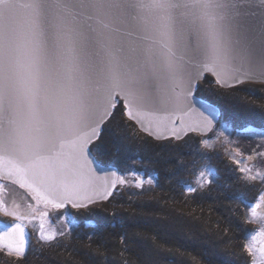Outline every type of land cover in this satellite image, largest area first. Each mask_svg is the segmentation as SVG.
Listing matches in <instances>:
<instances>
[{"label": "snow or ice", "instance_id": "1", "mask_svg": "<svg viewBox=\"0 0 264 264\" xmlns=\"http://www.w3.org/2000/svg\"><path fill=\"white\" fill-rule=\"evenodd\" d=\"M205 72L222 88L264 83V0H0V180L27 188L35 201L23 214L0 200V213L17 221L0 222V252L19 260L40 251L30 247L25 222L38 221L42 244L57 241L64 233L46 228L49 210L87 208L118 187L151 185L131 169L98 176L89 157L100 163L109 152L103 141L91 152L89 145L110 118L124 126L126 117L158 141L210 131L214 112L187 122L179 115L195 111L187 97ZM245 131L264 142V129ZM111 144L121 154L119 140ZM236 156L247 181L264 183V164L253 172L248 163L264 161V150ZM212 176L203 168L196 183L210 185ZM258 199L253 218L264 193ZM246 239L252 264L257 255L264 264V228Z\"/></svg>", "mask_w": 264, "mask_h": 264}, {"label": "trees", "instance_id": "2", "mask_svg": "<svg viewBox=\"0 0 264 264\" xmlns=\"http://www.w3.org/2000/svg\"><path fill=\"white\" fill-rule=\"evenodd\" d=\"M197 96L219 107L222 123L237 134L264 129V86L226 91L208 76ZM120 123L124 126L111 119L91 150L103 141L109 155L102 165L131 169L153 183L118 187L111 202L75 217L78 229L72 236L50 246L36 243L32 248L40 251L24 259L0 252V264H252L245 250L246 236L256 231L249 208L259 202L264 185L247 181L238 170L233 162L238 148L217 145L214 135L158 142L126 117ZM204 139L212 147L198 143ZM113 140L121 144L119 155ZM203 168L213 173V183L201 187L196 173ZM188 186L196 191L189 193Z\"/></svg>", "mask_w": 264, "mask_h": 264}, {"label": "rangeland", "instance_id": "3", "mask_svg": "<svg viewBox=\"0 0 264 264\" xmlns=\"http://www.w3.org/2000/svg\"><path fill=\"white\" fill-rule=\"evenodd\" d=\"M208 76L214 77L211 73L208 74L206 76V78ZM201 85H202V83H201ZM201 85H200V87H201ZM246 85L264 86V84L244 83V84H241L238 87L231 88V89H224L222 87L221 88L223 90L229 91V90L236 89V88H241V87H244V86L246 87ZM198 90L196 91V96H197ZM248 95L250 97L252 96L250 94H248ZM122 103L123 102H121V104ZM119 106L120 105H118L117 108ZM241 132H245V131H241ZM213 135L216 137L215 141H216L217 145H221L224 148H226V147L227 148H231V149L232 148H234V149H237L238 148V151L241 154L240 158L243 157L245 160H247V157L252 153V149L253 148H256L257 151L264 150V142L260 141L258 139V137L254 133L248 132L245 135L244 134H237L236 131L232 127L225 126L222 123V118L220 119V121L218 122L217 126L215 127V129L213 130V132L209 136H213ZM194 136L195 137L196 136L197 137H202L198 133H191L185 139H183L182 141H177V142H184L186 140H189L190 137H192V140H193V137ZM100 139L97 142H99ZM172 139H174V138H172ZM168 140H170V139H168ZM168 140L163 141V142H167ZM97 142H95L93 145H95ZM93 145L91 146V148L93 147ZM257 145H260V147H257ZM248 163H249V165L251 167H252V165L254 166L253 172H255L256 170H258L260 168V166L262 164H264V161H261L260 158H256L255 160H252V161H250ZM4 181L9 182L10 184H12V186H10L11 188H9L7 190L6 188L8 186L7 187L4 186L3 192H0V200H3L4 201L5 207L8 206V209L9 210H12L15 207V208H17L23 214H26L29 211L28 208H27V205L31 204L33 207H35V201L32 199V196L29 197L27 195L28 193H30L28 190H26L24 188H21L20 186H18L16 184H13L10 181H7V180H4ZM256 181L261 182L260 180H256ZM0 184H2V183L0 182ZM14 185L20 187L21 189H23L25 191L23 192V191H21L18 188H14ZM263 185H264V183H263ZM5 189H6V193L4 194ZM263 193H264V191H263ZM115 195H116V193H114L113 197L109 201H107V202H102V203H97V204H94V205H90L87 208L75 209V208H72L71 205H68V206H66L63 209H59V210H49L48 220L51 223L48 224V225H46V228H49L50 227V228L54 229L57 233H61V232L64 233L62 236H59L58 235L57 241H59L60 239H64L66 237H70L78 229V226L75 224V222L74 223L71 222L72 221V217H76L81 212L88 211L89 209L97 208V207H100L103 204H106V203L111 202L112 199L115 198L114 197ZM11 201H12V203H11ZM40 210H43V207L42 206H41V209ZM65 214H70L67 220L64 218ZM249 214L251 215L250 208H249ZM7 217L8 216L3 215V213H0V222L9 221L11 224H14V223L17 222V221L11 222L12 221V219H11L12 217H10V219L7 218ZM251 219H252L251 221L253 223H255V226H254V227H256L255 228L256 229L255 233L258 232L260 228H264V205H262L261 208L257 209V216L255 218H253L251 216ZM27 224H29V226H27L26 224L25 225H26V229H27L28 233L30 234V238H31L30 247L32 248V247H35L34 245L36 243L38 244L40 242L38 240V236H37V233H38V221H33L32 223H27ZM57 241H55L53 243H56ZM40 243H42V242H40ZM257 246L258 247L259 246L261 247V244H258ZM28 254L29 253H26V255H25L24 258H26L28 256ZM11 258H15V257H10V259ZM258 259H259V261L261 259L259 257V255H257L256 260H258Z\"/></svg>", "mask_w": 264, "mask_h": 264}, {"label": "water", "instance_id": "4", "mask_svg": "<svg viewBox=\"0 0 264 264\" xmlns=\"http://www.w3.org/2000/svg\"><path fill=\"white\" fill-rule=\"evenodd\" d=\"M208 74H210V72H205V73H203V75H202V77L198 80V81H196L194 84H193V86H192V92H191V95H189L188 97H187V101H188V105H189V107L191 108V109H194L195 111H193V112H191L190 113V115H184V113H180L179 115L183 118V120L185 121V122H187V121H190V120H197L198 119V113H201V112H203L205 115H209L210 113H212V112H214L215 113V116H216V119H214L213 120V127H212V129L210 130V131H208V132H206V133H204L203 135H201L202 137H208L212 132H213V130L215 129V127L217 126V124H218V122L220 121V119L222 118V112H221V110H220V108L219 107H217V106H215V105H213V104H211V103H209V102H207V101H205V100H202L201 98H199V97H197L196 96V91L199 89V87H200V85H201V83H203L205 80H206V76L208 75ZM212 74V73H211ZM213 75V74H212ZM214 76V75H213ZM215 77V76H214ZM216 78V77H215ZM217 79V78H216ZM245 83H256V84H264V83H259V82H253V81H247V82H245ZM238 86H240V85H237L236 87H238ZM233 88H235V87H233ZM224 89H231V88H224ZM121 102H123L122 100H121ZM118 106V105H117ZM162 115L164 114V113H161ZM111 119V118H110ZM109 119V120H110ZM108 120V121H109ZM108 121H106L102 126H101V133H100V138H101V135L103 134V132H104V126L106 125V123L108 122ZM131 122H133V121H131ZM134 123V122H133ZM135 124V123H134ZM137 127H138V129L141 131V129H140V126L139 125H137V124H135ZM175 126L177 127V129H179L180 128V126H181V120L180 119H176L175 120ZM142 133H144V134H147L146 132H143V131H141ZM189 134H191V133H188V135ZM188 135H186V136H184L183 137V139H185ZM153 138V137H152ZM154 139V138H153ZM170 139H172V138H170ZM182 139V140H183ZM99 139H97V140H95V141H93V143L92 144H90L89 145V151L91 152V146L95 143V142H97ZM154 140H156V139H154ZM168 140V139H167ZM182 140H179V141H182ZM156 141H158V140H156ZM163 141H166V140H159L158 142H163ZM90 159H92L93 160V163H92V167L94 168V169H96V174L98 175V176H105V175H107L109 172H111V171H118V172H120L117 168H115V167H111V166H104V165H102L101 163H97L96 162V159L95 158H93V157H89ZM4 180H7V181H10V180H8V179H4ZM11 182V181H10ZM16 185H18L19 186V184H16ZM24 189H26V190H28L27 188H24ZM114 195V194H113ZM113 197V196H112ZM112 197H110L109 198V200L112 198ZM108 200V201H109ZM102 202H107V201H101V202H98V203H102ZM95 204H97V203H95ZM91 205H94V204H91ZM90 206V205H89ZM25 232L28 234V240H29V244L31 243V238H30V234L28 233V231H27V229H26V226H25ZM258 245V244H257Z\"/></svg>", "mask_w": 264, "mask_h": 264}, {"label": "flooded vegetation", "instance_id": "5", "mask_svg": "<svg viewBox=\"0 0 264 264\" xmlns=\"http://www.w3.org/2000/svg\"><path fill=\"white\" fill-rule=\"evenodd\" d=\"M0 182L5 186V187H7L6 189L8 190L9 188H11L10 186H12V184H10L9 182H6V181H4V180H0ZM14 188H18V189H20L21 191H25V190H23V189H21L20 187H18V186H16V185H14ZM6 189H5V191H4V194L6 193ZM29 197L31 196L30 195V193H28L27 194ZM11 203H12V201H11ZM7 208H8V206H6ZM10 217L11 216H8L7 218H9L10 219ZM12 219V221L11 222H13V221H15V219L12 217L11 218ZM4 223H8V224H11L9 221H3ZM25 224L27 225V226H29V224H27L26 222H25Z\"/></svg>", "mask_w": 264, "mask_h": 264}]
</instances>
